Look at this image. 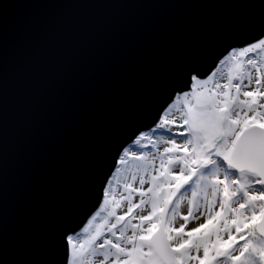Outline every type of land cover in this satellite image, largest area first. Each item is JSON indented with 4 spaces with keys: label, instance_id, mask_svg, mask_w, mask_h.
<instances>
[{
    "label": "water",
    "instance_id": "water-1",
    "mask_svg": "<svg viewBox=\"0 0 264 264\" xmlns=\"http://www.w3.org/2000/svg\"><path fill=\"white\" fill-rule=\"evenodd\" d=\"M264 0H0V264H60L118 147Z\"/></svg>",
    "mask_w": 264,
    "mask_h": 264
},
{
    "label": "snow or ice",
    "instance_id": "snow-or-ice-1",
    "mask_svg": "<svg viewBox=\"0 0 264 264\" xmlns=\"http://www.w3.org/2000/svg\"><path fill=\"white\" fill-rule=\"evenodd\" d=\"M130 140L60 264H264V28L187 70Z\"/></svg>",
    "mask_w": 264,
    "mask_h": 264
},
{
    "label": "rangeland",
    "instance_id": "rangeland-1",
    "mask_svg": "<svg viewBox=\"0 0 264 264\" xmlns=\"http://www.w3.org/2000/svg\"><path fill=\"white\" fill-rule=\"evenodd\" d=\"M147 132V131H146ZM130 149H132V150H138V149H136V148H134V147H129ZM183 210V209H182Z\"/></svg>",
    "mask_w": 264,
    "mask_h": 264
},
{
    "label": "trees",
    "instance_id": "trees-1",
    "mask_svg": "<svg viewBox=\"0 0 264 264\" xmlns=\"http://www.w3.org/2000/svg\"><path fill=\"white\" fill-rule=\"evenodd\" d=\"M130 147H134V148H135V146H134V145H131Z\"/></svg>",
    "mask_w": 264,
    "mask_h": 264
}]
</instances>
